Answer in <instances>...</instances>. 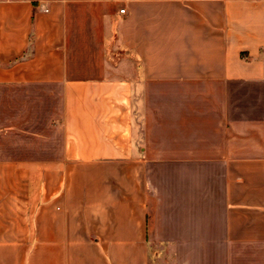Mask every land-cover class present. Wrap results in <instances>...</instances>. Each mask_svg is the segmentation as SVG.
<instances>
[{"label": "crops", "instance_id": "crops-1", "mask_svg": "<svg viewBox=\"0 0 264 264\" xmlns=\"http://www.w3.org/2000/svg\"><path fill=\"white\" fill-rule=\"evenodd\" d=\"M0 264H264V0H0Z\"/></svg>", "mask_w": 264, "mask_h": 264}, {"label": "rangeland", "instance_id": "rangeland-1", "mask_svg": "<svg viewBox=\"0 0 264 264\" xmlns=\"http://www.w3.org/2000/svg\"><path fill=\"white\" fill-rule=\"evenodd\" d=\"M155 206H156V202L155 201L153 202V200H151L150 201V228H152L153 224H154V216L156 214V212H154V207ZM159 249H161V248L159 246H157V245H152L151 246V258L152 259H156L157 258L156 257L158 255V251L157 250H159ZM162 254H164V253H162ZM166 260L169 261L168 258H166Z\"/></svg>", "mask_w": 264, "mask_h": 264}, {"label": "built area", "instance_id": "built-area-1", "mask_svg": "<svg viewBox=\"0 0 264 264\" xmlns=\"http://www.w3.org/2000/svg\"><path fill=\"white\" fill-rule=\"evenodd\" d=\"M121 12H125V9H124V8H122V9H121Z\"/></svg>", "mask_w": 264, "mask_h": 264}]
</instances>
